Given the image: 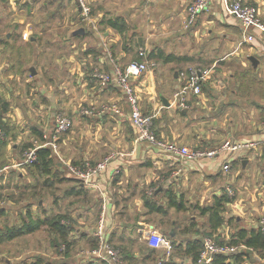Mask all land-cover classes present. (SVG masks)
<instances>
[{
  "label": "crops",
  "instance_id": "crops-1",
  "mask_svg": "<svg viewBox=\"0 0 264 264\" xmlns=\"http://www.w3.org/2000/svg\"><path fill=\"white\" fill-rule=\"evenodd\" d=\"M37 1L27 0L24 4L31 9ZM68 1L42 0L44 7H50L53 3L58 5L56 9H51V13L46 12L42 26H49L55 19L62 22L66 19L72 26L65 35L72 40L80 38L82 44L87 46L82 52L91 60L71 63L80 65L82 62L74 78L71 73L76 72L77 65H67L54 84L45 81L43 75L46 70L43 75L40 71L37 75L32 73L31 68L36 70L35 66L23 60L27 57V51L32 57L40 55L33 45L39 36L30 33L28 28L23 31L26 24L23 21L15 24L20 25L22 30L13 29V32L5 34L6 38L0 35L2 48L20 39L24 41L18 45V55L11 65L16 74V82L12 83L14 92L0 93V98L7 102V109L0 113V126L4 131L0 161L6 160L4 163L7 165L1 170L0 176L3 178H0V184L3 179L12 177L16 173L14 170L26 167L14 164L22 159L27 148L53 138L56 114L62 112L71 121L72 117L75 118V122L72 121V129L61 134L56 141L59 156L53 169L60 172L54 178V184H45L43 177L41 186L49 190L48 193L43 191L45 196L54 195V185L57 186L59 193L55 194L59 197L61 209L56 213L67 214L72 223L97 225L104 216L109 241L129 251L130 257L140 258L143 264L148 259L140 257L134 244L145 240L150 231L161 232L158 228L160 224L156 223H166L169 213L183 211L184 203L196 196L202 195L206 199V204L202 201L194 204L199 208L212 205L216 197L227 193L234 199L226 204L222 214L224 224L213 236L230 239V223H239L244 217L235 209L238 205L236 198L240 201L242 193L237 183L253 167L255 173L261 176L263 189L258 194L264 200V144L230 154L232 164L228 170L222 168L218 158L181 160L146 140L138 141V129L131 120V109L122 89L113 82L102 85L91 74L94 69L112 72L114 63L126 65L138 57L139 49L143 48L147 52L146 57L153 60L155 66L134 79L133 83L142 112L153 116V131L159 139L189 146L196 143L197 137L201 138L192 147H200V141L205 143L206 140L216 139L219 142L226 139L262 142L264 96L255 95L252 83L264 81V34L256 31L255 41L242 43L240 21L226 12L223 0H212L188 28L184 26V21L187 6L192 0H87L92 9L91 20L80 25H76L81 17L77 0H74L75 12L72 10L68 18L64 14L61 17L58 15L61 7L69 5ZM243 1L256 6L264 21V0ZM105 16L124 17L129 29L120 33L101 22ZM81 28L83 32H75ZM90 34L91 40L88 39ZM158 52L169 58L155 56ZM151 53L154 56H150ZM252 56L258 60L256 65L250 59ZM223 63L234 68L228 78L236 86L229 89L227 94L228 80L225 81L217 73ZM182 66L187 68L182 69ZM192 67H212L211 77L204 83L201 94L189 95L188 108L182 113L173 104L174 94L183 84L180 71ZM90 68L91 73H86ZM25 70L30 78L26 79L27 91L24 92L21 76ZM13 78L14 75L12 81ZM3 80L1 74L2 86L5 84ZM244 84L246 91L241 93ZM212 87H221L224 95L219 97V107L206 113V100ZM199 107L204 108L205 113L196 118ZM207 143L206 147H209ZM105 159H108L107 167L91 178L92 184L81 181L68 169L69 165H73L85 170L87 165H95ZM59 164L65 165L67 170L64 172ZM7 168L12 169L8 171ZM234 186L240 192L238 197L234 195ZM170 193L182 198L183 208L168 205ZM252 197L255 199L256 195ZM147 199L155 206H148ZM262 216L264 204L258 221L252 223H259ZM171 223L174 225L178 220L172 218ZM179 237L175 232L173 240ZM156 249L164 250L165 259H168L173 245L169 250ZM175 260L182 264H195L189 256H178Z\"/></svg>",
  "mask_w": 264,
  "mask_h": 264
},
{
  "label": "rangeland",
  "instance_id": "rangeland-1",
  "mask_svg": "<svg viewBox=\"0 0 264 264\" xmlns=\"http://www.w3.org/2000/svg\"><path fill=\"white\" fill-rule=\"evenodd\" d=\"M25 1L27 0H0V35L5 37L7 32H13V29L16 28L22 30L20 25L18 26L15 24L23 21L26 23L23 31L28 28L30 33L39 36L38 40L33 45H35L37 51L40 53L39 56L35 55L32 57V54L30 55L27 51V57L23 61L28 65L32 64L35 66L37 71L36 75L38 71L43 75V71L46 70L43 77L48 84H54L55 79L58 75L59 77L61 76L63 69L67 65H77L76 72L74 74L71 73L74 78V76L78 75V68L79 66L81 68L82 62L80 65L71 63L75 60L86 62L91 60L90 57L82 52V49L84 50L87 46L82 44L80 38L72 40L69 35H65L67 34L66 31L72 26L66 19L63 22L55 19L54 21H51L49 26H42L44 24L43 20L46 12L48 14L51 13V9H56L58 7L57 4L53 3L50 7H44L41 4L42 0H38L36 3L34 2V6L30 9V7L24 4ZM68 3V6L64 8L61 7V10L58 11L60 17L61 14H64L65 18H68L72 10L75 12V1L69 0ZM76 22H79L76 23V25L87 23V21H84L81 17ZM56 28L59 32H57ZM64 28L65 30H63ZM134 38L136 39V36H134ZM88 39L91 40V34L88 36ZM23 43L24 41L20 39L13 44H9L7 47L4 46V48H2L0 46V76L3 74V82H5L3 86L0 82V93L5 91L12 94L14 92V90H12V83L16 82V74L13 73L14 69H12L11 65L18 55V45ZM28 45L30 46L31 42L28 43ZM88 66L91 67L90 63H88ZM185 68L187 67L182 66V69ZM231 69L234 68L223 63L222 66L218 68L219 71L217 72L225 81L228 80L226 83V94L229 89L236 86V84H233L234 81L228 78ZM91 71L92 69L90 68L86 73H91ZM12 75H14L13 81L11 80ZM28 78H30V75H28L25 70L23 76H21L24 92L27 91L26 79ZM252 85L255 88L256 96H264V81L253 82ZM244 86L245 84L242 87L241 93L245 90ZM211 90L212 92L209 93V97L206 100V113H211L219 107V97L224 95V93L221 92V87H212ZM205 111L204 108L199 107V110L196 111V118H200ZM74 120L75 118L72 117V121ZM199 140H201V138L197 137V139H195L196 143L189 146L192 147L197 145ZM206 142H209L207 143V146L209 147H214L221 143L219 142V139L210 141L206 140ZM206 142L202 143L200 141L198 145L200 148H206ZM4 162H6V160L0 161V173L1 170L7 166ZM254 168L255 167L247 172L249 174L246 173L247 175H242L238 180L237 186L241 188L242 193L239 192L236 186L233 187L234 195L236 197L241 194L240 201L236 198L238 205L235 206V209L238 213L243 214L244 217L239 223H230V232L235 231L240 226L247 228L256 226L258 223L254 224L252 222L256 220L258 221L259 216L262 214L264 200H261V197L258 194V191L263 189L260 185L262 179L261 176H258V174L255 173ZM11 169L12 168H7L8 171ZM14 171L16 173L12 174V177H8L5 180L3 179L2 184H0V210L3 208V212L0 211V226L20 224L22 215L26 212V209H31L35 215H40L41 217H46L48 214L52 216L56 214L55 211L61 209L58 201L59 197L56 196V194L59 193L57 186L54 185V187H56L54 195L50 194L45 196L44 192L48 193L49 190L45 187V191V188L41 187L43 177H39L37 172L33 171L30 167ZM19 171L22 172V174H18ZM254 194L256 195L255 199L252 197ZM56 199L57 201H55ZM200 201H202L203 204H206V199L200 195L194 197L192 201L187 200L185 202L186 204L184 203V206L186 205L188 208L185 206L183 211L169 213L167 215L169 216V219L166 223H156L160 224L158 225L160 226L158 227L160 231L165 236L170 237L172 241L173 238L171 232L175 231L177 235H180L179 239L176 240L177 242H182L184 241V238L186 239L188 237L206 236V233L210 232L206 223V215L200 213L199 208L197 207L198 205L194 206L196 202L198 203ZM172 218L177 219L178 223L173 225L171 223ZM70 224L73 225V230L70 231L68 236L70 245L68 242H64L63 239L59 237L57 233L53 232L47 225L31 234L22 235L13 240L0 242V264H23L31 261L37 256H43L50 259L54 264H86L92 257L89 252L90 249L93 248L96 239L94 231L96 230L95 227L97 223ZM93 224H95L94 227ZM212 234L214 235L215 233ZM57 242L60 244L57 245ZM147 245L146 239L134 244L135 250L139 252L140 257H143L145 253H149L150 250ZM178 256L182 255H180L178 250L173 247L170 258L172 257L175 259V257ZM165 258H167V256L164 254V250L159 249L154 253H151L148 261H144L143 264H158L161 259ZM257 259L256 264H264V259ZM177 262L182 264L181 261ZM131 264L142 263L140 262V258H134L131 260Z\"/></svg>",
  "mask_w": 264,
  "mask_h": 264
},
{
  "label": "built area",
  "instance_id": "built-area-1",
  "mask_svg": "<svg viewBox=\"0 0 264 264\" xmlns=\"http://www.w3.org/2000/svg\"><path fill=\"white\" fill-rule=\"evenodd\" d=\"M226 12L237 18L242 27L241 42H253L257 39L256 31L264 34V21L256 6L243 0H223ZM212 0H192L187 6V13L184 21L186 28L191 27L197 17L205 11ZM80 7L81 18L84 21L91 20L92 9L87 0H77ZM145 49L138 51V58L132 59L126 65L114 63L113 71L107 72L100 69H94L91 77L102 85L115 83L124 92L129 103L131 113L130 117L134 126L138 129V141H148L151 144L162 148L181 160L198 161L201 159H220L222 168L228 170L232 164V153H238L244 149L257 148L260 144H264L257 140L234 141L226 139L219 145L214 147H191L188 145H180L177 142H171L159 139L153 131L151 115L144 114L140 105V98L136 92L133 80L140 77L149 68L154 67L155 63L149 59ZM212 67L201 68L192 67L180 71L183 84L175 92L173 104L179 109L188 108L189 95H199L202 93L203 85L211 77ZM1 110V108H0ZM1 113V111H0ZM72 125L70 117L62 112H58L55 117V126L53 138L49 139L41 145H35L27 148L22 159L14 164V166H26L37 159L36 150L40 146H51L55 154L59 156L57 140L59 136L66 133ZM4 139V131L0 126V141ZM108 164V159L101 161L95 165H87L85 170L76 166L69 165L68 169L82 179V181L92 184L91 178L97 173L103 171ZM105 205H103V208ZM258 225L264 230V216L259 220ZM95 236L97 245L89 254L93 257L104 260L107 264H129L121 249L109 241L107 223L105 217H101L96 230ZM148 245L155 248L171 249L172 242L169 237L158 231H150L146 235ZM204 245L201 251L200 264H209L213 260L216 253H232L243 248H247L245 244H229L227 242L220 243L216 241L214 236L207 235L204 237ZM253 251L252 248H249ZM160 263V261H159Z\"/></svg>",
  "mask_w": 264,
  "mask_h": 264
},
{
  "label": "trees",
  "instance_id": "trees-1",
  "mask_svg": "<svg viewBox=\"0 0 264 264\" xmlns=\"http://www.w3.org/2000/svg\"><path fill=\"white\" fill-rule=\"evenodd\" d=\"M102 23L111 26L120 33H125L129 29V24L127 20L122 16H105L101 20ZM150 56H154L153 53ZM155 56H160L164 59H168L169 56H164L163 53L158 52ZM138 58V57H136ZM0 108L2 111L7 109V102L0 98ZM180 112L184 113L185 109H179ZM4 142V139L0 141V144ZM27 146V145H26ZM28 147V146H27ZM37 159L30 164H27L26 167H30L33 171L37 172L41 177H44L45 184H54V178L58 176L60 170L53 169L56 166V157L53 153L51 146H40L36 150ZM4 165V164H3ZM60 166V164H59ZM61 169L65 172L67 167L61 164ZM63 172V173H64ZM2 179L3 176H0ZM52 178V179H51ZM82 181V179H81ZM234 199L233 196H229L227 193H224L220 197H216L215 202L212 205L201 206L199 207L200 213L202 215H208V228L210 230L207 235L213 236L212 233H215L219 228L224 224V216L222 215L225 211L226 204L231 202ZM147 205L155 206L151 200H146ZM168 205L175 207L177 209L183 208L182 198H177L173 193L169 194ZM3 209V208H2ZM0 210L3 212V210ZM161 210V209H160ZM68 219V220H67ZM69 216L65 213H56L54 215H47L46 217H41L40 215H35L31 209H26V212L22 215L20 224L16 225H6L0 226V242H5L13 240L16 237L22 235L31 234L43 226H49V228L57 233L59 237L63 239L64 242H68V236L71 230H73V225ZM175 231L171 232V236ZM230 239H225L221 236L214 238L216 241L223 243L227 242L229 244H240L243 243L247 248L240 249L232 253H216L213 257V260L209 264H256L257 258L264 259V230L260 228L259 225H256L251 228L240 226L235 231H231ZM205 236H195L184 238L182 242H177L176 240L172 241L173 247L178 250V253L182 256H189L195 264H200L199 260L201 257V251L204 245ZM171 239V238H170ZM60 243L57 242V245ZM148 244V243H147ZM97 245V240L95 239L94 246ZM93 246V248H94ZM149 248V253H145L143 258H149L151 253H154L158 249L147 245ZM96 247V246H95ZM119 247V246H118ZM121 248V247H120ZM249 248H252L253 251ZM121 251L124 254L126 261L131 264V260L134 257H130L129 251L122 249ZM23 264H54L52 260L47 259L43 256H37L29 262ZM86 264H107L104 260L97 257H91ZM159 264H179L172 257L168 259L160 260Z\"/></svg>",
  "mask_w": 264,
  "mask_h": 264
},
{
  "label": "water",
  "instance_id": "water-1",
  "mask_svg": "<svg viewBox=\"0 0 264 264\" xmlns=\"http://www.w3.org/2000/svg\"><path fill=\"white\" fill-rule=\"evenodd\" d=\"M83 31H84V29L81 28V29L76 30L75 32H76V33H80V32H83ZM250 59L253 61V63H254L255 65L257 64L258 60L256 59V57L252 56ZM31 70H32V73H33V74L36 73V70L34 69V67H32ZM165 101H166V100H165ZM167 105H168V102H167Z\"/></svg>",
  "mask_w": 264,
  "mask_h": 264
}]
</instances>
